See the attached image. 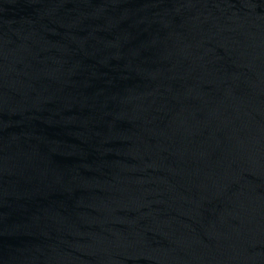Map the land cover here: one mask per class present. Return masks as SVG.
<instances>
[{"label": "water", "instance_id": "95a60500", "mask_svg": "<svg viewBox=\"0 0 264 264\" xmlns=\"http://www.w3.org/2000/svg\"><path fill=\"white\" fill-rule=\"evenodd\" d=\"M0 264H264V0H0Z\"/></svg>", "mask_w": 264, "mask_h": 264}]
</instances>
